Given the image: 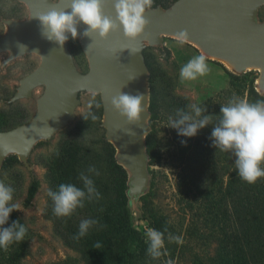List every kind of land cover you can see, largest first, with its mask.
<instances>
[{
  "label": "rangeland",
  "instance_id": "1",
  "mask_svg": "<svg viewBox=\"0 0 264 264\" xmlns=\"http://www.w3.org/2000/svg\"><path fill=\"white\" fill-rule=\"evenodd\" d=\"M174 1L176 0H154L153 7L161 6L166 9ZM29 16L30 10L25 2L0 0V36L7 32L6 19L24 20ZM257 20L264 21V5L259 9ZM68 45L78 69L87 72L89 61L78 37L75 40L70 37ZM143 52L149 69V95L150 76L153 75L155 83L158 109L155 131L162 159L156 164L149 161V186L137 199L129 198V206L131 221L145 240V225L154 228L153 221L145 215L146 208L153 209L162 217L167 254L158 259L147 254L142 264H167L169 260L173 264H222L220 238L223 233L219 216H216L217 209L212 204L219 197L220 188L228 185L234 165L232 161L225 159L227 152L220 151L208 141L211 140L212 124L199 129L192 137L179 135L177 129L168 125L170 118H175L177 109L187 110V105L191 103L206 105V114L218 115L221 105L226 104L233 96L254 102L248 91L243 95L235 93L231 74L242 76L248 73L249 78H254L256 89L264 95L258 81L261 70L231 69L220 59L210 57L197 44L189 40L180 44L178 37L171 35H163L162 43L157 45L146 42ZM199 54L207 57L211 72L194 81L181 83V66ZM8 56L9 51L0 53V110L4 111V119H16L24 123L35 114L38 99L43 95L45 86L36 87L28 98L13 101L12 97L20 80L39 65L41 57L36 53H26L5 63ZM79 97L80 103L75 108L74 117L51 138L40 139L34 144L28 155V164L19 159V162L12 165L3 164L0 167V182L14 189L11 203L19 205V209L10 213L9 219L15 214L27 228L25 255L22 258L24 264H88L82 252L68 243L65 233L50 216L51 198L47 194L50 189H54L49 164L61 152L63 143L67 140L81 145L82 155L89 163L87 166L94 165L100 172L99 176L105 170V141L108 140L103 126L105 115L101 95L99 92L83 90ZM96 103L100 104L99 108ZM89 112L94 113L97 119L92 120L89 116L85 121L83 115ZM147 121L151 132L153 127L150 117ZM34 180L38 187L31 196ZM78 210L79 208L73 214H79ZM83 216H79L77 220L80 222ZM169 234L182 237L183 242H170Z\"/></svg>",
  "mask_w": 264,
  "mask_h": 264
},
{
  "label": "water",
  "instance_id": "2",
  "mask_svg": "<svg viewBox=\"0 0 264 264\" xmlns=\"http://www.w3.org/2000/svg\"><path fill=\"white\" fill-rule=\"evenodd\" d=\"M21 1L28 5L30 16L24 20H5L8 28L0 36V53L9 51L5 63L26 53L38 54L41 61L20 80L12 100L31 97L38 86H45V91L29 121L0 130V167L12 152L28 164L34 144L51 138L66 125L80 103V92L91 90L101 95L107 140L116 148L117 162L128 172V196L135 200L143 195L150 180L146 137L150 132L147 119L151 117L149 69L143 49L146 42L162 43L163 35L179 38L186 30L187 40L210 57L234 61L233 69L238 71L253 69L248 68L253 64L261 65L258 81L264 90V21L257 20L264 0H176L169 8L157 6L147 10L149 23L134 39L125 36L122 27L106 39L95 33L84 36L87 25L81 22L77 26L78 39L89 61L87 72L78 69L68 41L61 48L41 35L40 22L35 17L50 7L66 8L68 0ZM104 12L115 18L114 0H106ZM19 45H25V50L21 51ZM128 48L140 51L132 53ZM120 91L145 97L142 101L145 111L138 123H129L113 108L111 99Z\"/></svg>",
  "mask_w": 264,
  "mask_h": 264
},
{
  "label": "clouds",
  "instance_id": "3",
  "mask_svg": "<svg viewBox=\"0 0 264 264\" xmlns=\"http://www.w3.org/2000/svg\"><path fill=\"white\" fill-rule=\"evenodd\" d=\"M106 0H68L66 8L50 7L47 12L37 14L35 17L40 22L41 35L49 41L63 47L64 43L78 37L77 26L83 22L87 27L84 36L97 34L106 39L113 31L121 27L125 36L136 38L142 34L149 20L145 13L153 9L154 0H114L115 18L106 15L104 5ZM70 8V11L66 10ZM70 34V37H69ZM188 37L184 30L179 34L178 43L183 44ZM20 50H25V45H19ZM132 53L139 52V48H128ZM211 72L204 54L194 55L187 63L181 66L179 78L184 81H194ZM142 94L131 95L119 92L111 99L113 108L121 116L127 118L129 123H138L145 105ZM99 108L100 104L96 103ZM207 108L198 103L187 105V110L177 109L175 118H170L171 126L178 130V134L186 137L195 136L199 129L212 124L213 129L210 139L214 147L224 152H231L235 157L234 165L238 176L249 184H254L264 178V100L249 102L237 96L231 97L226 104L221 105L218 115L206 114ZM97 116L89 112L83 115L85 121ZM92 175L99 176V170L90 165L87 173L81 172L79 179L83 187L73 183H61L57 191H48V196L53 201V214L58 218L71 217L77 208H83L85 201L99 200L101 193L97 190ZM14 189L0 182V248L5 251L13 243L25 240L27 228L18 220L12 221L8 227H3L9 220L10 213L19 209V205L11 203ZM98 224L96 219L81 220L74 240L86 236L89 229ZM103 227V226H102ZM167 231V229H165ZM147 254L158 259L167 254L165 249L164 232L145 225ZM169 241L182 243V237L169 234ZM94 248L100 249L97 242ZM167 264H173L171 260Z\"/></svg>",
  "mask_w": 264,
  "mask_h": 264
},
{
  "label": "trees",
  "instance_id": "4",
  "mask_svg": "<svg viewBox=\"0 0 264 264\" xmlns=\"http://www.w3.org/2000/svg\"><path fill=\"white\" fill-rule=\"evenodd\" d=\"M231 75L237 95H243L248 91L254 102L264 100V95L255 87L254 78H249L248 73L242 76ZM150 88L149 110L153 129L147 135L146 143L150 163L156 164L161 162L162 154L157 145L155 131L158 109L153 75L150 76ZM3 112L0 110V130H7L23 123L21 120L4 119ZM208 141L212 143L211 140ZM105 146L104 173L102 176L92 175L101 198L91 202L85 201V206L78 210L79 214L63 218L53 214L54 205L50 199L49 214L65 233L68 243L82 252L88 264H142L147 257L148 245L131 221L128 172L117 162L114 145L105 141ZM81 150V145L73 140L63 143L61 152L49 164V174L54 182L53 191H57L61 183H73L83 187L79 175L81 172L87 173L89 163ZM193 154L196 157L194 152ZM225 159L232 161L234 165L235 157L231 153L227 152ZM16 162H19V157L14 154L5 159L4 166ZM261 166L264 167V164ZM231 175L228 185L220 188L219 197L212 204V207L217 209L216 216H219L223 233L220 238L223 249L222 264H264V178L249 184L240 179L235 165ZM37 187L38 183L34 180L30 190L31 196L36 193ZM81 215H84L83 220L88 217L98 220V224L91 227L88 234L77 241L73 236L78 232L80 222L77 218ZM145 215L153 221L156 230L164 232L165 224L161 216L149 208H146ZM15 220L19 221V218L13 214L3 227L10 226ZM97 242L101 244L100 249L94 248ZM24 255V240L13 243L7 251L0 248V264H24L22 262Z\"/></svg>",
  "mask_w": 264,
  "mask_h": 264
},
{
  "label": "bare ground",
  "instance_id": "5",
  "mask_svg": "<svg viewBox=\"0 0 264 264\" xmlns=\"http://www.w3.org/2000/svg\"><path fill=\"white\" fill-rule=\"evenodd\" d=\"M222 61H223V62H224L229 68H231V69L235 68V62H234V61L229 60V59H223ZM255 67H257V68H262V66L259 65V64H253V65H250L248 68H255Z\"/></svg>",
  "mask_w": 264,
  "mask_h": 264
}]
</instances>
